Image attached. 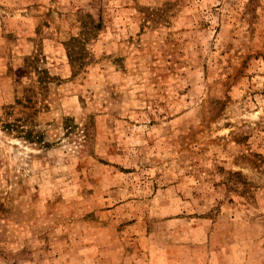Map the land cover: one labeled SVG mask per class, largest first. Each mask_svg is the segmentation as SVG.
I'll return each instance as SVG.
<instances>
[{"label": "rangeland", "instance_id": "obj_1", "mask_svg": "<svg viewBox=\"0 0 264 264\" xmlns=\"http://www.w3.org/2000/svg\"><path fill=\"white\" fill-rule=\"evenodd\" d=\"M0 264H264V0H0Z\"/></svg>", "mask_w": 264, "mask_h": 264}, {"label": "trees", "instance_id": "obj_2", "mask_svg": "<svg viewBox=\"0 0 264 264\" xmlns=\"http://www.w3.org/2000/svg\"><path fill=\"white\" fill-rule=\"evenodd\" d=\"M72 46V50H73V46H76V45H71ZM75 52V51H72V53ZM8 127H11V125H7ZM16 130H18L20 133L23 134V137L27 138V139H31V138H34L35 136L32 135V132L30 130H27V129H23V130H20V126L18 125H14ZM36 138L38 139V141L40 140V137L39 136H36Z\"/></svg>", "mask_w": 264, "mask_h": 264}]
</instances>
